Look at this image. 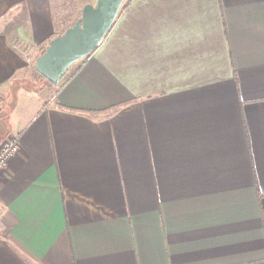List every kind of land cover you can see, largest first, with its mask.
I'll return each mask as SVG.
<instances>
[{
  "label": "crops",
  "instance_id": "0c3cea01",
  "mask_svg": "<svg viewBox=\"0 0 264 264\" xmlns=\"http://www.w3.org/2000/svg\"><path fill=\"white\" fill-rule=\"evenodd\" d=\"M62 30L0 0V264H264V0H130L17 104Z\"/></svg>",
  "mask_w": 264,
  "mask_h": 264
},
{
  "label": "water",
  "instance_id": "95a60500",
  "mask_svg": "<svg viewBox=\"0 0 264 264\" xmlns=\"http://www.w3.org/2000/svg\"><path fill=\"white\" fill-rule=\"evenodd\" d=\"M124 0H95L82 7L80 17L51 39L35 60V71L52 84L102 42L118 16Z\"/></svg>",
  "mask_w": 264,
  "mask_h": 264
},
{
  "label": "rangeland",
  "instance_id": "374dc122",
  "mask_svg": "<svg viewBox=\"0 0 264 264\" xmlns=\"http://www.w3.org/2000/svg\"><path fill=\"white\" fill-rule=\"evenodd\" d=\"M53 1V6H54V10H56V3L58 1H61V3H64L65 6H67V4H69L70 6L66 9H64L65 12H70L72 15V21L69 22L66 26L63 27V30L64 31V28L66 27H69L71 26L72 24H74V22L80 17V14L78 16V13L76 14V5L75 3L71 2V0H52ZM56 6V7H55ZM63 33V32H62ZM27 59H28V56H27ZM35 60L34 57H32V59H30L28 61V66H27V69H30V72L32 73L33 71L32 70H35L34 66H35ZM45 84V81L42 77H37L36 79V84H35V79H16L14 81V85L16 87H21L22 89L24 88L25 92H28L30 94L29 97H27V99H23L22 97L18 96L17 95V98L20 97L18 100H17V104H24L25 101L28 100V98H43V93H40V91L38 90L39 88H41V86H43ZM18 85V86H17ZM22 89H19V90H22ZM16 92V88L14 87L13 89H11L10 93L9 94H6L5 95V103L7 105V107H11L12 104L14 103V93ZM2 122H9L8 120H3Z\"/></svg>",
  "mask_w": 264,
  "mask_h": 264
},
{
  "label": "built area",
  "instance_id": "2783aa9c",
  "mask_svg": "<svg viewBox=\"0 0 264 264\" xmlns=\"http://www.w3.org/2000/svg\"><path fill=\"white\" fill-rule=\"evenodd\" d=\"M20 148L17 136H8L0 143V171L7 168L10 160L17 154Z\"/></svg>",
  "mask_w": 264,
  "mask_h": 264
},
{
  "label": "trees",
  "instance_id": "16d2710c",
  "mask_svg": "<svg viewBox=\"0 0 264 264\" xmlns=\"http://www.w3.org/2000/svg\"><path fill=\"white\" fill-rule=\"evenodd\" d=\"M130 0H125L122 7H121V10H123L127 5H128V2ZM71 2L74 3V0H71ZM56 10H54V6H53V1H52V15H53V25H54V28L57 29V28H63L64 26H66L69 22L72 21V14L70 12H65L64 9L68 8L70 5L67 4V6H65L64 3H61V1H58L56 4ZM21 17V16H20ZM20 19V18H18ZM67 28V27H66ZM65 28V29H66ZM64 29V30H65ZM58 36V35H57ZM57 36H54L53 38L57 37ZM52 38V39H53ZM45 48H43V52H44ZM39 77H42L38 74ZM43 78V77H42Z\"/></svg>",
  "mask_w": 264,
  "mask_h": 264
}]
</instances>
